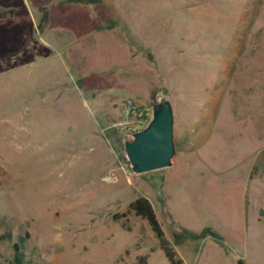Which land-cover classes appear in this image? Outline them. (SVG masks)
I'll use <instances>...</instances> for the list:
<instances>
[{"label": "rangeland", "instance_id": "1", "mask_svg": "<svg viewBox=\"0 0 264 264\" xmlns=\"http://www.w3.org/2000/svg\"><path fill=\"white\" fill-rule=\"evenodd\" d=\"M157 91L174 164L136 175ZM141 196L184 264H264V0H0V264H170Z\"/></svg>", "mask_w": 264, "mask_h": 264}, {"label": "water", "instance_id": "2", "mask_svg": "<svg viewBox=\"0 0 264 264\" xmlns=\"http://www.w3.org/2000/svg\"><path fill=\"white\" fill-rule=\"evenodd\" d=\"M151 118L124 140L123 157L136 175L172 167L176 155L175 111L171 94L154 92L150 99Z\"/></svg>", "mask_w": 264, "mask_h": 264}, {"label": "trees", "instance_id": "3", "mask_svg": "<svg viewBox=\"0 0 264 264\" xmlns=\"http://www.w3.org/2000/svg\"><path fill=\"white\" fill-rule=\"evenodd\" d=\"M129 212L133 213L135 216L146 220L150 225L152 231L154 232L155 237L158 240L159 248L163 251L165 257L169 261L170 264H184L182 258H180L171 244V242L167 239L164 230L158 220L157 214L152 206L151 202L145 197H139L136 200L132 201L129 205ZM119 215H114V220H119ZM195 238H203L206 235H212L220 240H223V237H220L218 233L214 232L212 229L207 228L203 230L200 234L189 233ZM4 239V236L0 237V241ZM15 248V259L14 264H25V255H24V247L23 242L16 244ZM140 264H146V257H141L139 259Z\"/></svg>", "mask_w": 264, "mask_h": 264}, {"label": "built area", "instance_id": "4", "mask_svg": "<svg viewBox=\"0 0 264 264\" xmlns=\"http://www.w3.org/2000/svg\"><path fill=\"white\" fill-rule=\"evenodd\" d=\"M125 113L127 117H131L139 122L140 127L146 125L151 118V113L144 112L137 107L132 101H127L125 106Z\"/></svg>", "mask_w": 264, "mask_h": 264}, {"label": "crops", "instance_id": "5", "mask_svg": "<svg viewBox=\"0 0 264 264\" xmlns=\"http://www.w3.org/2000/svg\"><path fill=\"white\" fill-rule=\"evenodd\" d=\"M126 89H128V88L126 87ZM128 90H129V89H128ZM131 91H132V92H131L132 94H130L131 96H132V95H136V96L138 95L137 92H134L133 90H131ZM133 92H134V93H133Z\"/></svg>", "mask_w": 264, "mask_h": 264}]
</instances>
